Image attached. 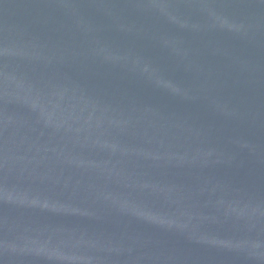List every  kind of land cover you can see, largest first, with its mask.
I'll return each mask as SVG.
<instances>
[{
    "label": "water",
    "instance_id": "water-1",
    "mask_svg": "<svg viewBox=\"0 0 264 264\" xmlns=\"http://www.w3.org/2000/svg\"><path fill=\"white\" fill-rule=\"evenodd\" d=\"M0 264H264V0H0Z\"/></svg>",
    "mask_w": 264,
    "mask_h": 264
}]
</instances>
